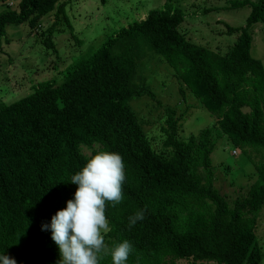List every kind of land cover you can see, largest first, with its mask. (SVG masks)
<instances>
[{
	"label": "trees",
	"instance_id": "16d2710c",
	"mask_svg": "<svg viewBox=\"0 0 264 264\" xmlns=\"http://www.w3.org/2000/svg\"><path fill=\"white\" fill-rule=\"evenodd\" d=\"M170 2L119 28L91 54L66 66L59 83L43 81L29 94L0 101V255L17 264H58V246L42 225H50L74 198L78 186L71 177L88 159L113 151L123 157L127 179L123 201L107 206L109 251L127 239L134 247L127 264L178 259L260 263L254 227L264 202V60L249 53V27L264 26V0L227 4L250 10L243 26L224 23V33L236 37L222 54L185 38L178 28L183 13L170 8ZM65 5L18 0L16 9L0 12V41L5 25L25 22L34 31L52 13L55 20L45 28L42 44L54 52L51 36L59 17L68 21ZM150 53L159 55L171 76L215 117L211 127L181 140L182 117L173 118L171 111L160 127L163 139L157 149L128 103L151 94L134 82L139 60ZM222 136L247 155L255 172L245 195L230 203L213 185L209 158ZM249 152L259 160L253 162ZM140 210L144 220L129 228L128 218ZM102 256L101 264H112L110 254Z\"/></svg>",
	"mask_w": 264,
	"mask_h": 264
},
{
	"label": "rangeland",
	"instance_id": "374dc122",
	"mask_svg": "<svg viewBox=\"0 0 264 264\" xmlns=\"http://www.w3.org/2000/svg\"><path fill=\"white\" fill-rule=\"evenodd\" d=\"M66 3V22L58 18L52 32L54 52L46 49L42 41L45 28L54 22L52 13L43 17L34 31H29L25 22L5 25L0 41V101L10 102L29 94L32 87L43 81L62 80L66 66L91 54L100 44L119 28L131 21L143 19L151 9L163 8L165 0H60ZM234 0H171L169 7L180 9L183 20L178 26L185 38L212 50L224 53L236 35L224 33L225 24L243 26L249 6L229 7ZM18 0L0 1V12L16 9ZM208 9L207 12H202ZM225 23V24H224ZM251 57L264 60V26L261 23L249 27ZM134 82L146 86L151 94L128 101L135 111L152 147L157 149L163 139L160 127H165L166 118L182 117L177 136L185 140L211 127L215 117L193 98L180 82L171 76V68L157 54H148L139 60ZM181 89V90H180ZM232 148L225 136L218 138L209 154L213 172V185L230 203L244 196L255 179L254 166L247 155ZM232 150L235 153H232ZM85 155L90 153L81 147ZM251 160L259 156L249 152ZM254 234L262 251L259 264H264V202L257 214ZM191 259L174 260L172 264H196ZM202 264H214L202 261Z\"/></svg>",
	"mask_w": 264,
	"mask_h": 264
},
{
	"label": "clouds",
	"instance_id": "9594fccd",
	"mask_svg": "<svg viewBox=\"0 0 264 264\" xmlns=\"http://www.w3.org/2000/svg\"><path fill=\"white\" fill-rule=\"evenodd\" d=\"M125 167L118 152L99 151L71 177V183L78 186L74 198L52 216L50 225H42V230L50 228L51 239L58 246V264H101L102 253L110 254L112 264H127L133 244L125 239L109 251L105 242V234L111 230L107 206L123 201ZM144 218V210L137 211L128 218V227ZM0 264L17 262L4 254Z\"/></svg>",
	"mask_w": 264,
	"mask_h": 264
},
{
	"label": "built area",
	"instance_id": "2783aa9c",
	"mask_svg": "<svg viewBox=\"0 0 264 264\" xmlns=\"http://www.w3.org/2000/svg\"><path fill=\"white\" fill-rule=\"evenodd\" d=\"M232 153H234V151L232 150Z\"/></svg>",
	"mask_w": 264,
	"mask_h": 264
}]
</instances>
